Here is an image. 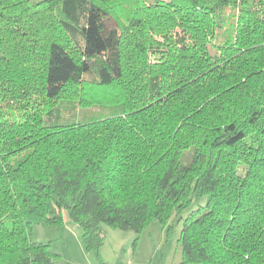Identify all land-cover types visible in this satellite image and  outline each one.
<instances>
[{
    "label": "trees",
    "instance_id": "16d2710c",
    "mask_svg": "<svg viewBox=\"0 0 264 264\" xmlns=\"http://www.w3.org/2000/svg\"><path fill=\"white\" fill-rule=\"evenodd\" d=\"M65 215L264 264V0H0V264H58Z\"/></svg>",
    "mask_w": 264,
    "mask_h": 264
},
{
    "label": "rangeland",
    "instance_id": "374dc122",
    "mask_svg": "<svg viewBox=\"0 0 264 264\" xmlns=\"http://www.w3.org/2000/svg\"><path fill=\"white\" fill-rule=\"evenodd\" d=\"M116 26L115 19L111 17L104 24L105 33L107 34ZM102 64H104L103 59L95 60V65L98 68ZM205 203L206 199L203 200V204ZM189 213L190 211L185 212L182 217L186 218ZM182 221H177L174 217L164 225L160 221L154 220L140 235L134 231L115 230L104 226L106 239L105 253L103 254L108 259L107 264H119L117 258L121 254L122 247L126 249L122 252V256L125 258L124 264H182L183 251L180 242ZM81 237L82 229L68 215H65L64 226L36 225L32 234V238L36 242H51V250L64 257V260L58 264H103L98 253L86 255ZM86 256H93L94 259L90 260Z\"/></svg>",
    "mask_w": 264,
    "mask_h": 264
},
{
    "label": "crops",
    "instance_id": "0c3cea01",
    "mask_svg": "<svg viewBox=\"0 0 264 264\" xmlns=\"http://www.w3.org/2000/svg\"><path fill=\"white\" fill-rule=\"evenodd\" d=\"M74 237H76V236H74ZM76 239V238H75ZM82 239V238H81ZM66 243V241H65V239H64V244ZM82 244H83V242H82ZM83 248H84V251L86 252V255H93V253H98V257H99V259L103 262V264H107V262H108V259H106V257H105V255L103 254V253H105L104 252V249H105V243H104V246L101 248V250L100 251H98V252H87L86 251V249H85V247H84V244H83ZM82 248V249H83ZM126 249H125V247H122L121 248V254H120V256H119V258H117V261L119 262V264H124V260H125V258L122 256L123 254H122V252L123 251H125ZM83 251V250H82ZM116 252V251H115ZM58 254V253H57ZM108 253L106 252V255H107ZM60 256H61V259H60V261H59V263L60 262H62L63 260H64V257L61 255V254H59ZM86 257H88L90 260H92V259H94V258H92L93 256H86ZM94 261V260H93ZM76 264V263H75ZM78 264H85V263H78Z\"/></svg>",
    "mask_w": 264,
    "mask_h": 264
}]
</instances>
